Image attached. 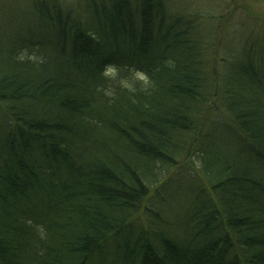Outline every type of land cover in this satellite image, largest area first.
I'll return each mask as SVG.
<instances>
[{
  "label": "trees",
  "instance_id": "obj_1",
  "mask_svg": "<svg viewBox=\"0 0 264 264\" xmlns=\"http://www.w3.org/2000/svg\"><path fill=\"white\" fill-rule=\"evenodd\" d=\"M177 2L0 27V264H264V29Z\"/></svg>",
  "mask_w": 264,
  "mask_h": 264
},
{
  "label": "rangeland",
  "instance_id": "obj_2",
  "mask_svg": "<svg viewBox=\"0 0 264 264\" xmlns=\"http://www.w3.org/2000/svg\"><path fill=\"white\" fill-rule=\"evenodd\" d=\"M2 1L3 4L6 2V6L3 8V4H0V27L7 24L20 25L24 22V14L21 10L24 0H17L20 6L11 5L16 0ZM62 1L66 6L77 9L76 0ZM168 1L171 3L175 2V0ZM176 2L171 8H183L198 12L202 18L206 17V22H209L210 25L212 24L210 19H213L214 23H218V18H222L223 25L226 27L230 26L227 30L228 39L225 42V47L231 57H236L239 54L238 51L240 52V48L245 45L246 41L255 38L256 28L264 29V0H176ZM22 7L30 16L32 12L30 7L25 5H22ZM230 13L233 15L231 16ZM230 24L241 30L242 35L235 34V30L233 27L231 28ZM250 24L254 25L247 30Z\"/></svg>",
  "mask_w": 264,
  "mask_h": 264
},
{
  "label": "bare ground",
  "instance_id": "obj_3",
  "mask_svg": "<svg viewBox=\"0 0 264 264\" xmlns=\"http://www.w3.org/2000/svg\"><path fill=\"white\" fill-rule=\"evenodd\" d=\"M63 37H65L64 33H63ZM61 41H62V47L64 48L66 41L63 38L61 39Z\"/></svg>",
  "mask_w": 264,
  "mask_h": 264
}]
</instances>
